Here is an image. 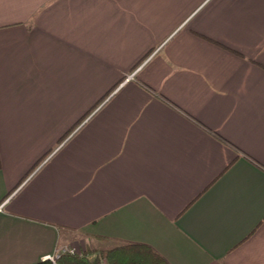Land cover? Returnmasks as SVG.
<instances>
[{"label": "crops", "instance_id": "1", "mask_svg": "<svg viewBox=\"0 0 264 264\" xmlns=\"http://www.w3.org/2000/svg\"><path fill=\"white\" fill-rule=\"evenodd\" d=\"M123 242L264 264V0H0V264Z\"/></svg>", "mask_w": 264, "mask_h": 264}, {"label": "trees", "instance_id": "2", "mask_svg": "<svg viewBox=\"0 0 264 264\" xmlns=\"http://www.w3.org/2000/svg\"><path fill=\"white\" fill-rule=\"evenodd\" d=\"M170 264L155 248L147 243L123 242L95 254L63 253L55 261L46 259L36 264Z\"/></svg>", "mask_w": 264, "mask_h": 264}, {"label": "rangeland", "instance_id": "3", "mask_svg": "<svg viewBox=\"0 0 264 264\" xmlns=\"http://www.w3.org/2000/svg\"><path fill=\"white\" fill-rule=\"evenodd\" d=\"M65 248H66V251L63 252V250H60L58 253H61V254H63V253H71V254H79V255L85 254V252H83L82 250L76 248L74 245H67V246H65ZM71 249L72 250L75 249V251L72 252Z\"/></svg>", "mask_w": 264, "mask_h": 264}, {"label": "built area", "instance_id": "4", "mask_svg": "<svg viewBox=\"0 0 264 264\" xmlns=\"http://www.w3.org/2000/svg\"><path fill=\"white\" fill-rule=\"evenodd\" d=\"M61 250H63V252H64V251H66V248L64 247ZM71 251L73 252V251H75V249L74 250L71 249ZM60 254L61 253H57L55 255L49 256L47 259H50L52 261H55L56 258H58L60 256ZM101 264H107V261L105 259H103L102 262H101Z\"/></svg>", "mask_w": 264, "mask_h": 264}]
</instances>
